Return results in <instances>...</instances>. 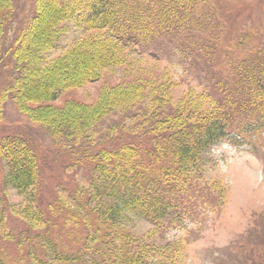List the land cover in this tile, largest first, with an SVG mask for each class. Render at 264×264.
Masks as SVG:
<instances>
[{
    "label": "trees",
    "instance_id": "16d2710c",
    "mask_svg": "<svg viewBox=\"0 0 264 264\" xmlns=\"http://www.w3.org/2000/svg\"><path fill=\"white\" fill-rule=\"evenodd\" d=\"M210 4L209 0H36L33 16L10 47L12 78L2 99L10 97L28 108L56 100L63 91L98 80L104 70L127 64L130 55L173 33L184 34V44L190 43V48L195 42L202 45L201 30L215 14ZM8 7L13 9L15 2L0 0V14ZM2 21L0 15L1 25ZM70 27L83 37L58 57L44 60L43 54L56 48ZM256 52V59L232 61L236 66L231 81L240 87L233 95L220 82L217 89L223 97L190 89L174 103L159 86L139 82L106 92L93 106L75 103L55 110L41 105L29 110L33 120L78 157L75 164L88 159L93 165L88 189L81 186L71 199L75 209L56 197L59 207L68 209L63 217L70 225L81 224L79 229L86 234L81 248L73 251L48 236V230L34 238L25 232L16 238L24 253L9 256L0 247V264H184L186 246L181 239L166 240V226H176L194 213L198 196L213 193L219 203L224 201L225 187L208 175V168L214 163L213 147L231 131L240 133L236 131L243 125L238 117L242 122L249 119L246 125L251 129L264 125V47ZM112 113L124 117L117 121L119 141L90 144L93 129ZM0 158L5 168L0 171V207L6 189L34 199L40 178L36 149L24 137L9 135L0 140ZM208 199L200 201L207 204ZM43 215L47 213L31 207L30 230L48 226L50 219ZM133 219L149 222L152 229L133 232L129 226Z\"/></svg>",
    "mask_w": 264,
    "mask_h": 264
},
{
    "label": "rangeland",
    "instance_id": "374dc122",
    "mask_svg": "<svg viewBox=\"0 0 264 264\" xmlns=\"http://www.w3.org/2000/svg\"><path fill=\"white\" fill-rule=\"evenodd\" d=\"M13 1L15 7H8L0 14L3 20L0 24V140L9 135L24 137L40 158V178L34 199L14 189L1 192L0 247L9 256H16L23 252L17 239L25 232L34 238L39 232L48 230V236L59 245L76 251L81 248L86 233L79 229L81 224L70 225L69 219L63 217L68 209L64 205L60 208L56 197L64 198L70 208L75 209L71 199L81 186L88 189L93 165L88 159L75 164L78 157H73L57 143L61 142L59 137L33 120L29 110L41 105L55 110L75 103L93 106L106 92L139 82L144 86H159L174 103L180 102L190 89L223 97L224 93L217 89L220 82L233 95L240 90L231 81L234 63L247 57L256 59V51L264 47V0H209L215 14L212 23L201 30L202 45L195 42L190 48V43L184 44L187 42L184 34L160 37L148 50L130 55L127 64L104 70L98 80L69 88L56 100L30 104L29 108L10 97L2 99V92L12 78L10 72L14 60L10 47L33 16L36 2ZM230 19H233L231 23ZM70 28L56 48L43 54L44 60L58 57L75 40L83 37L80 30ZM198 34L196 32V36ZM187 51H191L190 54ZM114 113H121V110ZM238 118L243 125L236 131L240 133L231 131L229 137L213 147L214 163L208 168V175L225 187L224 201L219 203L213 193L198 196L194 213L176 226H166V240L181 239L186 246L184 264H264V125L256 127L260 128L258 130L251 129L246 125L249 119L242 122L241 117ZM121 119H124L122 115L112 113L101 121L93 129L90 144L109 140L117 143L121 126L119 124L117 129L116 126ZM126 123L128 125L129 120ZM1 161L4 162L0 158V171L4 172ZM201 197L209 198V203L200 201ZM54 205L56 210H50ZM33 206L47 213L50 219L47 227L37 225L29 229L27 215ZM129 226L137 234L152 229L143 219H133Z\"/></svg>",
    "mask_w": 264,
    "mask_h": 264
}]
</instances>
